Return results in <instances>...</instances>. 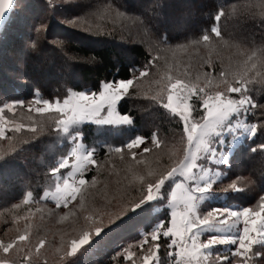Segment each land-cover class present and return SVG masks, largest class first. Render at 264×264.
Instances as JSON below:
<instances>
[{
  "label": "snow or ice",
  "instance_id": "6c2138e0",
  "mask_svg": "<svg viewBox=\"0 0 264 264\" xmlns=\"http://www.w3.org/2000/svg\"><path fill=\"white\" fill-rule=\"evenodd\" d=\"M248 7L264 17V0H254ZM15 10L16 0H0V21L6 18V13L10 19ZM98 14L113 20L124 15L110 3L98 10ZM224 15L221 10L215 21H220ZM66 22L82 26L78 19ZM44 28L41 21L36 28L38 37ZM86 30L105 34L100 26L89 25ZM210 33L222 40L218 24L211 26ZM202 40L205 45L214 46L209 32L202 35ZM165 42L166 38L157 40L158 45ZM244 55L246 58L235 64H222L216 76L203 71L195 80L186 78L187 74L173 75L170 66L165 69L152 100L182 125L181 147L169 156L167 163H159L157 156L153 167L147 154L159 150L162 143L155 133L150 137L136 135L119 147L108 145L109 153L127 162L122 179L116 182L110 194L105 185L104 202L99 207H86L85 193L89 186L86 174L90 166L99 162L94 158L95 150L83 143V133L77 129L84 122L131 125L133 117L122 113L119 105L130 88L141 87L140 78L147 77L159 61V54L144 68H133L128 78L105 79L95 90L68 88L63 97L54 99L44 98L37 91L30 100L14 99L0 106V141L8 142L7 148L0 146V155L15 150L14 140L21 130L28 129L33 136L43 131L51 118L46 114H54L55 129L70 143L66 153L50 167L52 184L43 192V197H50L57 208L69 209L61 220L75 217L77 210L86 213L78 235L53 248L52 254L60 264H75L70 258L76 256L82 246L103 242L122 229L133 215L148 213L153 202L162 201L167 202L165 216L157 218L138 239L117 246L109 264H162V247L169 264H258L257 257L259 264H264V188L256 194L255 203L247 206L226 204L204 210L205 201L226 200L232 191L242 190L239 178L230 180L222 189V195L214 188L218 181L227 178V173L219 166L228 163L234 142L258 133L264 135V104L254 99L249 87L254 82L264 85V50ZM204 63L215 68L211 58ZM257 77L261 79L257 81ZM23 108L37 114V118L30 116L32 122L22 123L7 115ZM249 114L257 119L251 121ZM146 140L149 143L146 144ZM250 150L264 153V143ZM213 164L217 167L209 166ZM90 183L94 187L98 183L97 176L93 175ZM33 198L34 193L27 191L22 203L27 205ZM20 219L16 216L13 225ZM23 219V228L10 227L4 233L7 238H0V264H50L47 237L34 238L30 218ZM9 232L12 235H8ZM257 245L259 248L255 247Z\"/></svg>",
  "mask_w": 264,
  "mask_h": 264
},
{
  "label": "trees",
  "instance_id": "16d2710c",
  "mask_svg": "<svg viewBox=\"0 0 264 264\" xmlns=\"http://www.w3.org/2000/svg\"><path fill=\"white\" fill-rule=\"evenodd\" d=\"M106 1L121 9L122 13L136 15L141 19L154 40L166 38V42L160 44L162 47L186 46L199 39L205 32L213 34L210 33V28L215 23L214 18L223 10L225 15L220 21H216L222 32V39L230 41L231 46L237 44L246 49L245 51H256L259 54L264 50V17L254 14L253 9L249 12L248 4L254 0H200L202 5L195 7V10L199 8L200 10L193 16L190 11H186L188 8H194V0ZM18 3L21 6L17 5ZM76 4L55 3L53 0H16V10L11 13V18L7 19L0 31V106L14 99H32L35 90L48 99L63 97L68 88L95 90L99 82L105 79L128 78L133 68H144L157 54L160 59L149 72L156 74L155 70L156 72L160 70L162 57L159 48L152 54L144 45L142 35L129 30L124 32L121 27L118 28L117 23L108 25L107 33L103 35L68 24L66 21L82 7L81 3ZM247 13L254 15L248 19ZM246 17L247 22L237 24ZM41 21L45 28L38 37L36 28ZM109 32L111 34H108ZM133 36H138L139 40H134ZM164 58L167 63L170 61L168 56ZM217 69H220L219 65L215 64L214 70ZM260 79L261 77H257V81ZM249 87L252 89L254 99L264 104V85L254 82ZM130 93L119 105L122 113L133 117V123L127 125L128 132L145 137H150L156 132L161 137L160 147L178 149L182 125L177 124L167 110L152 100L153 95L137 97ZM249 115L251 121H255L259 113L257 117ZM51 125L52 123L47 122L49 128L47 131L28 140L20 137L19 133L14 140L15 144H19L15 146V150L0 155L2 231V228L7 226L8 229L19 227L17 222L15 225L12 223L15 212L19 210V207L14 208L13 205L21 204L27 191L34 193L29 205L42 204L55 209L63 208V206L57 208L54 202L41 197L43 190L51 186L49 169L65 146L59 145L62 143L59 141L61 136L56 129L50 127ZM101 127L108 130L106 134L112 132L114 128L111 125ZM123 128L125 129V126ZM80 129L88 143L110 138L109 135L99 134L92 123H86ZM123 133L126 132L115 135L117 142H121ZM2 142H5L2 147L7 148L8 142ZM260 143H264V135L259 133L245 140L236 148L235 160L230 164V168L235 167L233 171L238 175L246 173L253 177L254 185L249 190L250 195L243 192L239 196L246 205L253 202L256 194L264 188V153L250 150ZM105 154L106 148L101 146L97 148L94 156L104 158ZM163 156L165 158L167 155ZM158 162L162 163L160 158ZM154 207L152 204L148 213L133 215L122 229L110 234L103 242L84 245L81 252L70 259L75 264H109L117 246L138 239L141 232L150 229L155 218L165 216L167 206L164 205L161 212H155ZM7 218L10 219L9 225ZM46 229L42 231V235L47 233ZM59 235L64 236L62 233ZM161 249L166 254L165 248Z\"/></svg>",
  "mask_w": 264,
  "mask_h": 264
},
{
  "label": "rangeland",
  "instance_id": "374dc122",
  "mask_svg": "<svg viewBox=\"0 0 264 264\" xmlns=\"http://www.w3.org/2000/svg\"><path fill=\"white\" fill-rule=\"evenodd\" d=\"M53 1L55 3H64V4L73 2L75 5H77L76 3H81L82 7L80 11H77V13H75L73 17L70 19V20L78 19L79 22H81L82 24L81 27H78L81 30L83 29L84 31H87L86 29L88 28L89 25L100 26L105 29V34H106L107 33L106 27L108 25H113V23H117L118 28L121 27L124 32H127L126 30H129L138 35H142L144 37V45L149 49V51L152 54L155 51H157V49L159 48L158 50L162 57V61L160 65L162 67L160 68L158 72H156L155 70L156 74H152V73L150 74V72H148L147 77L140 78L141 87L130 88L129 90V92H131L130 94H132L133 96L141 97V96L155 95L156 90L160 86L157 83V81L161 80L162 73L165 71L166 68H169V66L171 68V72L173 75L187 74L186 78L195 80L196 75L203 71L210 72L213 76H216L218 74V71L220 69L214 70V68L209 67L207 64L204 63L209 58H211L212 63L214 65L218 64L220 68L222 64L223 65H228L229 63L235 64L236 62L242 59H245L246 57L244 53L250 54L251 52H253V51H245L246 49L239 47L237 44L235 46H231L230 41H227L224 39L221 40L220 38L215 39L217 38L215 37V34H210L212 36V41L214 42L213 47H209L205 45V43L202 40V36H200L199 39H197L196 41H193L192 43L186 46H180V47H177V46L176 47H165L164 46L162 47L161 46L162 44L161 45L157 44V41L153 39V37L150 35L148 29L144 26L141 19H139L136 15L133 16L132 14L125 13L123 16L118 17L115 20L108 19L106 17L101 18V15L98 14V10H102L105 4L110 3L113 8L119 9L118 7L113 5L110 1H106V0H53ZM193 2L195 3L193 5L194 8H188L186 11V12L190 11L192 13V16L195 14L197 15V12H199L200 10V8L198 10H195V7H197V5L198 6L202 5L200 0L199 1L194 0ZM249 4H252V3H249ZM17 5H20V3H18ZM250 9L251 8H249V12H250ZM120 10L121 9H119V11ZM247 14H248V19H251L252 15H254L253 13H247ZM241 22L242 23L247 22V17L246 19L238 21L237 24H241ZM215 24H216V21H215ZM91 33L96 34L95 32H91ZM135 36H133L134 40L136 41L139 40L138 36L137 37ZM197 41L199 42L197 43ZM165 56H168L170 59L168 63L166 62L167 60H165L164 58ZM21 65H23V62H21ZM64 67L66 68V66ZM136 75L138 76L139 73L136 72ZM36 92L37 90L34 91V94ZM7 115L9 117L16 119L17 122H22V123L32 122L29 119L30 116L33 118H37V114H35L34 112L29 113L27 108L18 109L16 113H7ZM46 116L51 117L48 120V122L52 123L50 127H53L55 129L54 114H46ZM86 123H92V122H84L77 129L78 131H81L83 133V143L88 148L94 149L95 150L94 154L98 147L104 146L106 148V154L104 158H96L97 156L96 157L94 156V158L99 162V164L90 166V169L88 173L86 174V178L89 181V186L85 193V203H86V207L90 208L93 206L99 207L104 202L103 197L105 194V185L108 186V192L110 194L111 189L116 186V182L118 180H121L124 175L127 160L121 161L117 155H113L112 153H109L108 145H112L113 147H119L125 144L128 140L134 138L136 135H139V134L128 132L129 128L127 127V125H120L121 127L111 125L112 127H114L112 132H109L108 134H106L108 130L106 131L105 129H102L101 127L104 125H96L95 123H92V124H95V129H98L99 134L109 135L110 138L107 139V138L102 137L103 138L102 141L88 143L84 140V132L80 129L82 128V125ZM124 126H125V129L123 128ZM48 129L49 128L47 127V124H46L44 130L40 131L35 136H33V134L28 129H23L21 130L20 134L17 133L16 135L19 134L20 137H23L28 140V139L38 136L41 133H44ZM124 131L126 133H123L124 136H122V139L120 140L121 142H117L115 139V135H118ZM154 133L156 134V132ZM59 135L61 136L59 141L62 142L59 145L64 144L65 146L63 147V150L57 156V159H59L61 155L65 154L68 148L70 147V143L66 139V137L62 133H59ZM157 136L161 140L160 135H157ZM250 138L252 137L242 138L234 142L235 146L229 155L228 163L226 165L219 166L221 171L227 173V178L224 179L222 182L218 181L217 184L214 185V188L216 189V191L222 195V189L224 188V186L228 184L230 180L239 178L238 185L242 190L238 192L232 191L230 196L226 200L220 199V200H217L211 203L208 201H205L204 202L205 211L207 210V207H211V206H224L226 204L233 205V206H247L248 205V204L247 205L243 204L242 201L239 199V196H241V193L243 192L250 195L249 190L254 185L253 177L252 175L246 174V173L242 175H238L236 171H233L235 167L230 168V164L234 162L235 160L234 154L236 153V148L238 147V145L242 144L245 140L250 139ZM228 140L231 141L232 137L229 136ZM96 143H98V145H96ZM145 143L147 144L149 143V141L146 140ZM3 145H5V142L0 141V146H3ZM15 145L17 146L19 144H15ZM180 147L181 145H179V148ZM179 148L177 149V148H173L169 146H162L159 148V150H153V153L147 154L149 156V163L152 164V166L154 167L157 163L156 161L157 156L161 159L162 163H167L169 161V156L178 152ZM48 155L49 153L47 154V156ZM163 155H167V156L164 158ZM236 156H240V155H235V157ZM127 159H130V158H127ZM99 165H103V167L101 168L99 167ZM209 166L213 168L217 167L214 164L209 165ZM227 168L228 169L230 168V169L228 170ZM145 170L147 169L145 168ZM93 175L97 176V181H98V183L94 187L91 186V183H90L91 177ZM51 184H52V181H51ZM48 188L50 187L45 188L43 192ZM43 192L41 194V197L43 199H48L54 202L50 197L44 198ZM216 202H219L221 205L220 204L215 205ZM72 203L74 204L75 201H73ZM250 203H255V199L253 202H250ZM153 204L155 205L154 207L155 212H161V208L164 205L167 206L166 201H162L160 203L153 202ZM18 205H20L19 210L16 211L15 215L13 216V217H16V216L21 217L20 220L16 221L18 226L20 228H23L24 223H25V220L23 219V217H26V216L29 217L33 225V229H32L33 237L35 238L36 236H46L47 241H48V244L46 245V247L48 249L49 260L52 264H60L58 263L59 259L52 254L53 248L56 245H60L63 242L70 241L72 238H75L78 235L80 228L84 225V215H86V213H82L79 210H77V215L75 217L69 216L67 219L61 220L60 217L63 215L64 212L68 211L69 209H65V208L55 209L52 206L49 207V206L42 205V204L25 205L23 203L21 204L19 203ZM71 206L72 205L70 204L69 208H71ZM156 219L157 218H155L154 221H156ZM6 220L8 221L7 225H9L10 219L7 218ZM8 227L9 226H7V228H2L3 231L0 230V238H4V239L7 238L4 235V233L8 229ZM40 228H42V230H37ZM45 229L47 230V233L42 235V231ZM60 233H62L64 236L60 237L59 235ZM8 235H12V234H8ZM62 237H63V240H62ZM83 247L84 246H82L78 250L77 253L81 252V249ZM255 247L259 248L258 245ZM160 258H161L162 264H169L167 255L164 253L163 249H160ZM256 260L258 261V264H259L260 258L257 257Z\"/></svg>",
  "mask_w": 264,
  "mask_h": 264
},
{
  "label": "water",
  "instance_id": "95a60500",
  "mask_svg": "<svg viewBox=\"0 0 264 264\" xmlns=\"http://www.w3.org/2000/svg\"><path fill=\"white\" fill-rule=\"evenodd\" d=\"M7 19H8V14L6 13V18L3 21H0V31L2 27L4 26L5 22L7 21Z\"/></svg>",
  "mask_w": 264,
  "mask_h": 264
}]
</instances>
